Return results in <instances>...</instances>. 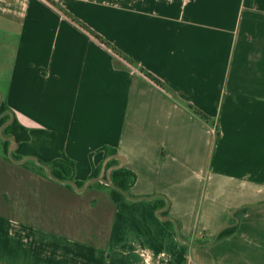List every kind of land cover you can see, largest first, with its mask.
Here are the masks:
<instances>
[{"label":"crops","instance_id":"crops-1","mask_svg":"<svg viewBox=\"0 0 264 264\" xmlns=\"http://www.w3.org/2000/svg\"><path fill=\"white\" fill-rule=\"evenodd\" d=\"M0 94L17 156L156 197L71 190L0 135V264H264V0H0Z\"/></svg>","mask_w":264,"mask_h":264},{"label":"trees","instance_id":"trees-1","mask_svg":"<svg viewBox=\"0 0 264 264\" xmlns=\"http://www.w3.org/2000/svg\"><path fill=\"white\" fill-rule=\"evenodd\" d=\"M79 25H81L82 27H84L85 29H87L86 26H84L83 24H81L80 22L78 23ZM98 41H100L103 45L107 46V47H111V45L106 42L102 37L96 35V34H92ZM113 49V48H112ZM113 51L119 56L120 54H118V51L116 49H113ZM154 81L158 84V85H162L161 82H159L156 78H154ZM8 111V107L2 103L0 106V116L5 114ZM198 116L208 120L209 118L204 115L202 112H199L198 110L194 111ZM10 120V115H5L0 119V127L4 124H6L8 121ZM4 135L7 138H15L19 143L22 142H28L30 140V135H29V130L27 128H25L23 125H21L17 119H15L13 121V123L9 126H7L4 129ZM4 143V155L6 156V158L8 160L9 159V146L11 145V141L10 140H5L3 141ZM103 151H105L106 156H110L111 154H116L115 150H113L112 148L109 147H105L103 148ZM14 156L16 159H23L20 156H17L14 153ZM44 165H47L51 168L52 173L54 175V177H56L58 180H62V181H73L76 182L80 185V187L85 186V183L83 182H79L76 180V163L71 160L70 158H68L67 156H63L60 159L54 160L50 163H44L42 161H39ZM26 166H34V168H36V170H38L39 172H41L42 174L49 176L48 173L46 172V170L42 167L37 165L34 161H29L28 163L25 164ZM112 170L111 172V177L113 182L115 183V185L117 187H119L120 189H122L123 191L127 192L130 194V189L133 187V185L136 183L137 181V176L136 174L129 170L127 167L120 165L118 161H114L112 163H108L107 165V170ZM100 176V171L98 168H95L92 176L90 178H97ZM60 183V182H59ZM65 185V184H64ZM96 185H100L103 187H107L110 190V194L111 197L113 199L114 202L119 203L122 201H126L127 198L119 191L115 190L114 188L107 186L103 183L100 182H96L93 186ZM67 188L74 190V188L71 185H65ZM165 206V202L162 200V203L160 205L156 204V208L157 210H160L162 208H164ZM168 213H165V216H167ZM167 226H169L170 228L173 229V231H175V227H174V223L173 222H166L165 223ZM236 226L231 227L226 229L225 231L222 232V234L219 236V238L217 240H221L225 237H228L230 235H232L235 230H236ZM198 244H203L204 242H197ZM204 246L206 244H203Z\"/></svg>","mask_w":264,"mask_h":264},{"label":"water","instance_id":"water-1","mask_svg":"<svg viewBox=\"0 0 264 264\" xmlns=\"http://www.w3.org/2000/svg\"><path fill=\"white\" fill-rule=\"evenodd\" d=\"M1 103H2V95L0 94V106H1ZM7 114H10L12 116L11 120L9 122H7L6 124L2 125L1 126V129H0V135L1 137L4 139V140H10L11 142H13V145L12 147L10 148L9 150V159L14 162V163H17V164H26L28 163L29 161H34L37 165L39 166H42L46 172L48 173L49 177L57 182H60L62 184H65V185H71L75 190H77L78 192H83L85 190H87L88 188H90V186L96 182H100V183H103L107 186H110L112 188H114L115 190L121 192L127 199L129 200H132V201H137V200H152L156 197H141V198H136V197H133L131 196L129 193L123 191L122 189H120L119 187H117L115 185V183L113 182L112 180V177H111V172L112 170H110L108 172V175H107V178L106 177H97V178H93L91 180H89L85 186L83 187H80V185L76 182H73V181H62V180H58L56 177H54L53 173H52V170L49 166L47 165H44L42 164L41 162H39V160L35 157H29V158H23V159H16L15 156H14V151L16 149V146L18 144L17 140L15 138H7L5 137L4 135V129L11 125L14 121V116L12 115L11 112H6L5 114H3L2 116H0V118H2L3 116L7 115ZM158 216L164 220V221H173L174 224H175V229H176V232H177V235L179 237V239L182 241V242H188L183 236H182V233H181V229H180V226L179 224L172 218H165L162 216V211L161 212H158ZM237 220V223L239 222V219L236 218ZM236 224H227L226 226H224L223 228H221V230L219 231V233L217 234L215 240H217L219 238V236L222 234L223 231H225L227 228H230L232 226H234Z\"/></svg>","mask_w":264,"mask_h":264},{"label":"rangeland","instance_id":"rangeland-1","mask_svg":"<svg viewBox=\"0 0 264 264\" xmlns=\"http://www.w3.org/2000/svg\"><path fill=\"white\" fill-rule=\"evenodd\" d=\"M3 140V139H2ZM12 144H13V142L11 143V145L9 146V150H10V148L12 147Z\"/></svg>","mask_w":264,"mask_h":264}]
</instances>
